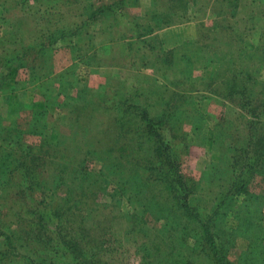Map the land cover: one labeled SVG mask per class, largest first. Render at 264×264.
Instances as JSON below:
<instances>
[{
	"label": "rangeland",
	"instance_id": "rangeland-1",
	"mask_svg": "<svg viewBox=\"0 0 264 264\" xmlns=\"http://www.w3.org/2000/svg\"><path fill=\"white\" fill-rule=\"evenodd\" d=\"M113 1L0 0V165L12 168L22 158H29L32 153L39 154L42 173L39 175L43 177L48 192L45 200L53 198L59 204L70 197L72 188L73 196H77L79 188L83 193L95 190L97 195L92 205L98 213H83L86 222L76 225L84 230L85 240L90 245L97 238L102 241L103 247L98 254L103 259L102 264H211L197 249L193 232L183 235L177 230L179 227L156 217H146L149 221L144 225L146 233L140 237L142 230L138 231L141 228L134 224L132 217L142 211L140 200L132 196L140 172L121 173L117 166H130L119 159L122 149L146 156L153 137L136 129L131 133L124 132L108 122L109 142L105 124L108 119L111 121L117 117L126 106L124 101H127V105H138L132 100L133 95L143 103L155 104L157 99L151 94L156 91L152 84L166 86L169 92L163 93L169 101L167 106L162 104V107L176 112L177 121L170 120L171 125L182 119L181 133L185 135L188 146L179 173L208 187L202 175L211 171L219 158V147H222V143L218 142L215 148H211L218 131L217 124L222 117L230 119L235 134L245 125L238 117L239 108L235 101L222 98V105L216 99L217 93L223 90L221 81L228 73L226 65L223 64L221 69L219 63L214 61L185 72L187 75L179 78V71L163 64V53L195 39L199 32L198 20L203 19L205 24L211 25L215 16L213 11L218 9L217 0H193L202 5L209 2L205 13L194 10L196 13H188L190 16L187 14L180 22L153 30L156 41L148 36L139 40L132 34H135L132 31L135 26L133 19L144 15L150 0H122L111 14L90 13V10ZM242 2L244 7L240 11L246 16L245 24L251 26V31L244 29L248 34L246 44L258 45L263 38L259 35H264V0ZM28 37L30 44L42 45L37 46V52L32 50L31 56L19 63L18 54L25 47ZM235 54L238 52L235 51ZM172 75L179 86L177 95L172 94L176 88L170 83ZM254 75L264 78V67L257 68ZM105 101L106 105H113L109 111L110 117L103 110ZM146 112L152 118L162 117L160 108L153 105ZM164 123L155 120L146 126L149 129L163 126L165 129ZM170 135L168 130H164V139L158 140V143L163 147H174L170 145ZM143 141H148L149 146L142 144ZM79 161L82 167L91 172L88 182L83 183L77 173H70V169ZM9 179L5 183L0 176V233L12 236L9 248L13 258L20 260V264H33L25 263L22 258L28 255L31 260L34 259V238L29 237L28 245L24 240V233H33L34 214L29 215L27 206L12 192L16 189L15 182L18 180L21 183L19 174L12 173ZM117 181L125 182L128 189L121 197L113 195ZM149 182L153 183L150 179ZM248 189L259 203L254 214L260 217L257 231L264 239V174H256L248 183ZM150 193L158 191L155 189ZM205 194L203 192L197 196L195 201L206 207L203 209H207L213 199L211 194ZM73 196L72 204L76 203ZM148 196L151 201H156L157 197L153 200ZM31 201L33 205L34 201ZM82 205L87 211L91 209L81 199L77 206ZM102 205L106 207L101 210ZM235 205L233 200L228 203V214L223 220L225 225L217 229L220 241L229 246L227 257L231 264L244 260L242 253L248 246V239L244 236H231V228L237 222ZM28 217L32 222L25 225ZM110 224L112 228L108 227ZM101 229H104V233L113 230L114 235L109 237L103 233L99 237ZM166 233L181 238L182 247L177 246L178 250L170 257L171 261L158 262L159 240L164 239ZM253 234L252 231L250 235ZM141 244L149 247L143 253L144 259H141V252L137 254L134 251Z\"/></svg>",
	"mask_w": 264,
	"mask_h": 264
},
{
	"label": "trees",
	"instance_id": "trees-1",
	"mask_svg": "<svg viewBox=\"0 0 264 264\" xmlns=\"http://www.w3.org/2000/svg\"><path fill=\"white\" fill-rule=\"evenodd\" d=\"M119 1L122 0H114L111 4L99 6L90 10V13L92 15L100 12V15L111 14L114 7L120 3ZM208 3L206 1L202 5L194 3L193 0H150L144 15L133 19L135 26L132 31L135 34L130 32L139 40L148 36L150 40L156 41L157 36L153 35V30L167 27L173 22H180L188 13L200 11L205 13ZM216 4L218 9L213 11L215 16L211 20V25L205 24L203 19L198 20L199 32L195 39L187 40L163 53V64L173 66L176 71H179V78L184 77L181 75H187L185 72L194 71L198 67L214 61L219 63L221 69L223 64L226 65L228 73L221 81L223 90L217 93L216 99L222 105L223 102L220 100L222 98L235 101L239 108L238 117L240 121L245 122V125L240 132L235 134L230 119L222 117L217 124L218 131L214 135L211 148H215L218 142L222 143V147H219L220 155L217 162H214L211 171L202 175L205 177L208 187L205 188L199 182L185 178L179 173V167L183 156L187 153L188 146L185 135L181 133L182 119L179 123L171 125L170 120L177 121L176 112L174 113L171 108L162 107V104L167 106L169 101L165 96V93L169 92L166 86L152 84L156 91H152L153 94H151L157 99L155 104L143 103L136 95L132 96V100L138 102V105H127V101H124L123 104L126 106L121 109L117 117L111 121L107 120L105 130L109 142L111 135L108 130L111 125L118 126L124 132L131 133L136 129V131L149 133L153 137L150 146L148 141L142 142L149 146L146 156L141 157L133 154L130 150L122 149L119 159L122 162H128L130 166L123 164L117 166V170L121 173H141V175L137 174L135 188L132 190V196L138 198L142 204V211L132 216L135 220L134 224L141 228L138 231L142 230L143 232L140 237L146 233L144 225L149 222L146 217H156L158 220L166 221L169 225L179 227L177 230H180L183 235L193 232L192 235L196 237L194 243H196L197 249L211 264H231L227 257L229 246L220 241L217 229L225 225L223 220L228 214V203L233 200L236 203L234 212L237 222L231 228V236L240 235L248 239V246L242 253L244 260H241L239 264H264V239L257 231L260 217L254 214L259 203L248 189V183L256 174H264V78L254 75L257 68L264 67L262 64L264 61V35H259L263 38L258 45L255 43L254 45L246 44L248 34L244 29L251 31V26L245 24L246 16L242 15L243 13L240 11V8L244 7L242 0H217ZM29 39L30 37L25 39V47L18 54L19 63L25 61L28 55L31 56L33 52H37V46L42 45L41 43L30 44ZM32 50L34 51L31 53ZM235 51L238 52L237 55ZM257 65L259 66L256 67ZM172 77L170 83L176 87L172 94L177 95L179 86L174 75ZM234 96L237 98L234 99ZM106 102L102 104L103 110L107 111L110 117L109 111L113 105H106ZM150 105L159 107L162 117H149L146 110ZM155 120L165 122L163 125L166 128L163 129V126L147 128L146 124H153ZM108 122H110V126H108ZM164 130L171 133L170 145L174 147H163L158 143V140L163 141L164 139L162 138ZM108 149L114 151L111 147ZM40 159L39 154L32 153L29 158H22L12 168L8 165H0L1 180L4 179L5 183H8L12 173L19 174L21 183L17 180L14 184L16 189L12 192L21 198V201L27 206L29 215L34 214L33 233H24L27 245L29 237L34 238L35 251H32L34 259L31 260L28 255L22 259L25 263L32 262L33 264H63L62 261L64 264H102L103 259L98 256L103 247L102 241L97 238V241L90 245L85 240L84 230L76 225L86 222L84 220L86 215L83 213L93 215L98 213L92 205L97 195L96 191L83 193V190L79 188L80 192L77 196H73L74 189L72 188L70 197L64 198L61 204L53 201V198L45 200L48 198V192H46V183L42 181L43 177H40L42 175ZM142 161L147 163H141ZM73 172L79 175L83 183L88 182L91 172L82 167L81 161L70 169L71 175ZM142 175L144 177L140 180ZM149 179L153 183H150ZM155 189L158 193H150ZM127 191L125 182L117 181L113 195L121 197ZM203 192H206L205 196L209 194L213 196L207 209H203L206 207L195 203L196 197ZM147 194L153 200L157 197L156 201H151ZM72 196L76 201L74 204H72ZM81 199L88 208H91L88 209L89 211L84 205L77 206ZM146 199L153 203H146ZM31 200L34 201L33 205ZM65 206L67 208H64ZM105 207L102 205L101 210ZM71 208L74 210L71 211ZM200 209L206 211H199ZM30 218L28 217L25 225L31 224ZM221 223L223 224L221 225ZM108 227L112 228V225L110 224ZM173 229L172 231H174ZM252 231L254 232L253 236L250 235ZM103 233L104 229H101L98 236L102 237ZM104 234L110 237L114 235V231L109 229ZM11 239L12 236L0 233V263L2 264H20L21 262L11 255L9 248ZM159 243L158 262L171 261L170 257L175 255L178 250L177 246L182 247L181 238L177 239L170 233H166L164 239H160ZM148 248L141 244L134 251L137 254L141 252V259H144L143 253ZM256 252H258V256H256ZM253 253H255V257L252 258ZM259 255H262L261 259ZM47 259L51 262H48Z\"/></svg>",
	"mask_w": 264,
	"mask_h": 264
}]
</instances>
